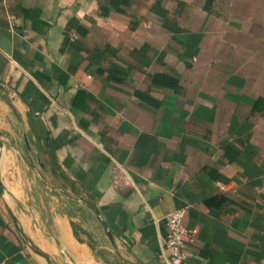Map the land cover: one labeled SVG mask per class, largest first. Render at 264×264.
I'll return each instance as SVG.
<instances>
[{
    "label": "crops",
    "instance_id": "crops-1",
    "mask_svg": "<svg viewBox=\"0 0 264 264\" xmlns=\"http://www.w3.org/2000/svg\"><path fill=\"white\" fill-rule=\"evenodd\" d=\"M0 84V264H264V0H0Z\"/></svg>",
    "mask_w": 264,
    "mask_h": 264
},
{
    "label": "built area",
    "instance_id": "built-area-1",
    "mask_svg": "<svg viewBox=\"0 0 264 264\" xmlns=\"http://www.w3.org/2000/svg\"><path fill=\"white\" fill-rule=\"evenodd\" d=\"M185 210L177 208L165 217L167 233L163 239L162 254L169 264H183L187 258L185 238L189 235L183 223Z\"/></svg>",
    "mask_w": 264,
    "mask_h": 264
},
{
    "label": "water",
    "instance_id": "water-1",
    "mask_svg": "<svg viewBox=\"0 0 264 264\" xmlns=\"http://www.w3.org/2000/svg\"><path fill=\"white\" fill-rule=\"evenodd\" d=\"M1 48L3 49L4 52L6 53H9V48L7 47V43L6 45H1ZM0 89H4V86L0 84ZM5 99L6 100H9L10 98L7 96V95H4ZM2 133L0 131V153L2 152L4 146H3V141H2ZM42 181L43 182H46L45 178L42 177ZM97 215V219L100 223V225L102 226L103 230H104V233L107 237V239L109 240V242L111 243V245L114 247V248H117V243H116V239L115 237L113 236V234L111 233V231L108 229L106 223L100 218V216L96 213ZM72 233H73V229H72ZM74 235V234H73ZM25 243L27 245V247L33 252L35 253L36 255H39L41 257H43L48 264H52L49 257L43 253L40 249H38L35 245L29 243L28 241L25 240Z\"/></svg>",
    "mask_w": 264,
    "mask_h": 264
},
{
    "label": "trees",
    "instance_id": "trees-1",
    "mask_svg": "<svg viewBox=\"0 0 264 264\" xmlns=\"http://www.w3.org/2000/svg\"><path fill=\"white\" fill-rule=\"evenodd\" d=\"M71 227H72V229H73V234H74V236L76 237V238H78L79 239V237H78V228L74 225V224H71ZM81 231V230H80ZM91 248H92V245H91Z\"/></svg>",
    "mask_w": 264,
    "mask_h": 264
},
{
    "label": "rangeland",
    "instance_id": "rangeland-1",
    "mask_svg": "<svg viewBox=\"0 0 264 264\" xmlns=\"http://www.w3.org/2000/svg\"><path fill=\"white\" fill-rule=\"evenodd\" d=\"M106 241H105V238H103V243H105Z\"/></svg>",
    "mask_w": 264,
    "mask_h": 264
}]
</instances>
